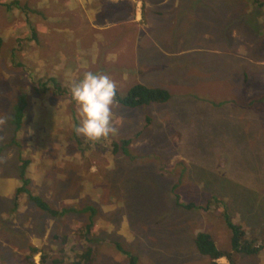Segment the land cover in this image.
<instances>
[{
    "label": "rangeland",
    "instance_id": "rangeland-1",
    "mask_svg": "<svg viewBox=\"0 0 264 264\" xmlns=\"http://www.w3.org/2000/svg\"><path fill=\"white\" fill-rule=\"evenodd\" d=\"M8 1L0 0V264H65L89 243L93 264H124L117 247L137 264H209L193 236L206 232L228 252L224 211L261 246L230 251L232 264H264V9L247 0H17L7 10ZM85 71L108 75L119 96L139 83L169 98L116 102L115 134L93 141L75 132L86 142L77 150L66 139L72 119L80 124L70 86ZM48 78L63 92L50 82L37 93ZM18 151L30 160L31 192L65 208L62 216L39 213L23 194L12 208ZM176 198L210 202L185 210ZM90 220L86 243L78 230Z\"/></svg>",
    "mask_w": 264,
    "mask_h": 264
},
{
    "label": "trees",
    "instance_id": "trees-1",
    "mask_svg": "<svg viewBox=\"0 0 264 264\" xmlns=\"http://www.w3.org/2000/svg\"><path fill=\"white\" fill-rule=\"evenodd\" d=\"M101 1L110 6L108 0H101ZM247 1L249 2L250 6L253 5L255 8L264 9V1H261V0H247ZM14 4L18 6V1L12 0L8 2H3L1 5H3L7 10H10L11 8H13L12 5ZM119 10L121 9L119 8ZM112 12L113 14H115L117 11L113 9ZM98 15H101V14L99 13ZM101 16L103 18L105 17L104 15H101ZM106 17L110 19L109 16H106ZM109 40H112V36L110 37ZM114 44L117 45L118 43H112L111 45L114 46ZM50 82H51L50 87L55 89V81L52 78H48L45 81H38L37 82L38 85L35 91L37 93L44 92L47 88V84ZM55 90L63 92V90L60 89L59 85ZM168 98H169V93L166 89L159 88V87H148L146 85L139 84V83H135L131 85L122 96H119L118 93L116 92V102L123 107H131V108L142 106V105H149L151 103L165 102L166 100H168ZM13 108H14L13 110L14 116L11 122L14 127V130H16L20 127V124H21V120H22L21 118L23 116V104H19V105L16 104L13 106ZM78 124L79 123H77L76 119L73 118L71 128H70V133H68L71 138L66 137V139L69 140L77 150H79V146H81L83 142L86 143L85 139H82V143H79V142L76 143V140H75L76 135H75L74 128L75 126H78ZM11 141L13 143V140ZM120 143H121V146H118L117 149L118 150L120 149V153L125 154L127 152L126 147H127L128 142L127 140H123ZM116 145L117 144L115 142H112L111 144L112 152L116 150ZM74 147L72 148L75 149ZM1 148L2 147H0V150ZM15 159H16V165H14V170L16 169L17 171V181L19 185L15 188V191L13 194L15 202L13 203L12 208L14 209L16 207L17 195L23 194L26 196V199L34 206V208L39 213L41 212L45 216L47 213L54 218L57 216H62L63 213L66 211L65 208H52L47 202H45L38 195L31 192L30 189L28 188V185L30 183V178H28L29 176H28V172L26 168H27L28 163L30 162L29 158L28 157L24 158V156L20 153V151H18ZM53 164L61 165V163H57V162H53ZM216 199H219V198H216ZM209 202L210 201L207 200V203H205L204 206H198L196 205L195 202L180 203L178 202L177 198L175 199V204L178 207L185 209V210H189L192 208H199V207L205 208ZM67 209L69 210V208ZM87 210L90 211L89 207H85L82 209L80 208L81 212H85ZM222 219H223V222L226 228L229 230V239H228L229 251L228 252L218 249L215 246L209 234H207L206 232L199 231V232H196L193 236L192 244L194 246L195 251L199 255L205 256L208 259L209 264H219L216 262V259H218L219 257H224L230 264H232L230 251L234 253H239L242 255H254L260 250L261 246L254 245L252 240L246 237L245 232L242 229V227L239 224L233 223L230 219V216L225 211L222 213ZM90 223H91V220L89 221L88 224H83V226L78 230L79 235L82 236L83 240L86 243L89 242V238H87L86 236L88 235V233L92 231L91 230L92 228L90 227L91 226ZM65 241H66V238H63V242ZM117 249L118 251L121 252V254L125 255L126 257V261L124 264H137L138 260H136L135 255L125 250H122L120 247H117ZM33 251L34 250H31L30 253ZM92 252L93 250H92V246H90V243L88 245L85 244L81 246L80 251L78 253L76 254L73 253L72 255L73 260L71 262H68V261H64V262L65 264H93L92 263V258H93ZM60 262H62V260H60L59 263Z\"/></svg>",
    "mask_w": 264,
    "mask_h": 264
},
{
    "label": "clouds",
    "instance_id": "clouds-1",
    "mask_svg": "<svg viewBox=\"0 0 264 264\" xmlns=\"http://www.w3.org/2000/svg\"><path fill=\"white\" fill-rule=\"evenodd\" d=\"M116 92V82L102 73L85 71L82 78L72 82L70 93L80 117V124L74 128L77 134L93 141L115 134L112 108L116 103Z\"/></svg>",
    "mask_w": 264,
    "mask_h": 264
},
{
    "label": "crops",
    "instance_id": "crops-1",
    "mask_svg": "<svg viewBox=\"0 0 264 264\" xmlns=\"http://www.w3.org/2000/svg\"><path fill=\"white\" fill-rule=\"evenodd\" d=\"M175 4H176V0L173 1V5H175ZM27 167H28V165H27ZM26 169H27V168H26ZM28 178L31 179V177H28ZM28 188H29V185H28ZM30 191H31V190H30ZM20 195H22V194H20ZM20 195H19V196H20ZM19 196H18V197H19ZM25 197H26V196H25ZM44 213H45V212H44ZM46 216L49 217V218H53V219H55L54 217H52L51 215H49V214H47V213H46ZM57 217H59V216H57ZM59 232H60V234H62L60 229H59ZM61 238H62V240H61V243H62V244H61V249H62V247L66 245V242H67L68 238H67V235H66V234H62ZM63 238H66V241H65V242H63ZM64 240H65V239H64ZM70 242H74V241H73V240H70ZM72 249H74V247H73ZM76 251H77V250H76Z\"/></svg>",
    "mask_w": 264,
    "mask_h": 264
}]
</instances>
